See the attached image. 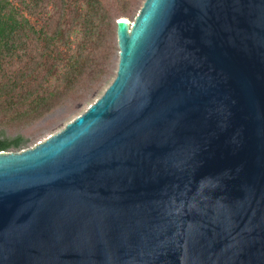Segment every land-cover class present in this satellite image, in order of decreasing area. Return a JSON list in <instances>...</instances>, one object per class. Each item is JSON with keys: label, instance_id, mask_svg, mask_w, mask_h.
Listing matches in <instances>:
<instances>
[{"label": "water", "instance_id": "water-1", "mask_svg": "<svg viewBox=\"0 0 264 264\" xmlns=\"http://www.w3.org/2000/svg\"><path fill=\"white\" fill-rule=\"evenodd\" d=\"M115 74L0 150V264H264V0H143Z\"/></svg>", "mask_w": 264, "mask_h": 264}, {"label": "trees", "instance_id": "trees-1", "mask_svg": "<svg viewBox=\"0 0 264 264\" xmlns=\"http://www.w3.org/2000/svg\"><path fill=\"white\" fill-rule=\"evenodd\" d=\"M140 5L141 0H0V150L26 147L27 137L7 130L69 102H89L118 55L116 18Z\"/></svg>", "mask_w": 264, "mask_h": 264}, {"label": "rangeland", "instance_id": "rangeland-1", "mask_svg": "<svg viewBox=\"0 0 264 264\" xmlns=\"http://www.w3.org/2000/svg\"><path fill=\"white\" fill-rule=\"evenodd\" d=\"M137 11L120 14V16L127 18L128 21H132ZM117 58L118 55L117 57H115L113 61L112 73L109 76H107L105 83L102 84V86L93 95V97L89 100V102H85L83 104H76L75 106H72V103L69 102L68 105L66 106H59L38 119L30 121L21 127H13L11 128V130H7L6 132L8 134H15L17 132L22 133L25 137H27V141L24 144L26 145L25 148H27L34 145L38 141L43 140L51 133L59 130L67 121H69L75 115L83 111L85 107L103 91L104 87L110 82V80L115 74V70L117 66ZM21 149L5 150V151H18Z\"/></svg>", "mask_w": 264, "mask_h": 264}]
</instances>
